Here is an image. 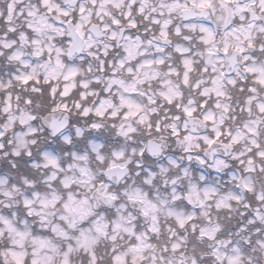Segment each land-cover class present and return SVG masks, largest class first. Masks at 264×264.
Returning <instances> with one entry per match:
<instances>
[{"label":"snow or ice","instance_id":"1","mask_svg":"<svg viewBox=\"0 0 264 264\" xmlns=\"http://www.w3.org/2000/svg\"><path fill=\"white\" fill-rule=\"evenodd\" d=\"M0 264H264V0H0Z\"/></svg>","mask_w":264,"mask_h":264}]
</instances>
